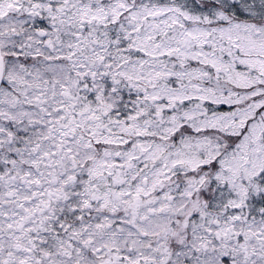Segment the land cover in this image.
Returning <instances> with one entry per match:
<instances>
[{
    "label": "snow or ice",
    "instance_id": "1",
    "mask_svg": "<svg viewBox=\"0 0 264 264\" xmlns=\"http://www.w3.org/2000/svg\"><path fill=\"white\" fill-rule=\"evenodd\" d=\"M0 264H264V0H0Z\"/></svg>",
    "mask_w": 264,
    "mask_h": 264
}]
</instances>
